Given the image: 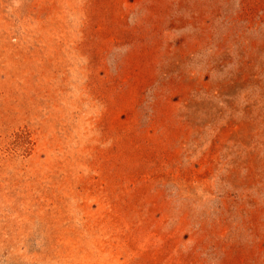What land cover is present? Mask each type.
<instances>
[{
    "label": "rangeland",
    "instance_id": "374dc122",
    "mask_svg": "<svg viewBox=\"0 0 264 264\" xmlns=\"http://www.w3.org/2000/svg\"><path fill=\"white\" fill-rule=\"evenodd\" d=\"M0 264H264V0H0Z\"/></svg>",
    "mask_w": 264,
    "mask_h": 264
}]
</instances>
